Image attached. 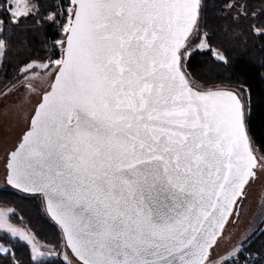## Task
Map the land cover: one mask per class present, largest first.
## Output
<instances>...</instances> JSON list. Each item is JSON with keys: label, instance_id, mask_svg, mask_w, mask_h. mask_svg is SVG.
Masks as SVG:
<instances>
[{"label": "snow or ice", "instance_id": "6c2138e0", "mask_svg": "<svg viewBox=\"0 0 264 264\" xmlns=\"http://www.w3.org/2000/svg\"><path fill=\"white\" fill-rule=\"evenodd\" d=\"M0 109V264H264V0H0Z\"/></svg>", "mask_w": 264, "mask_h": 264}, {"label": "rangeland", "instance_id": "374dc122", "mask_svg": "<svg viewBox=\"0 0 264 264\" xmlns=\"http://www.w3.org/2000/svg\"><path fill=\"white\" fill-rule=\"evenodd\" d=\"M6 119L8 122H12L11 115L5 118L3 115V109H0V126L5 124ZM0 135H2V131H0ZM259 203H264V186H262L260 183H257L249 193V198L245 205L246 212L250 214L251 211H253ZM0 207H3V205H1ZM247 218V216L241 218V227L243 226V222H246Z\"/></svg>", "mask_w": 264, "mask_h": 264}, {"label": "trees", "instance_id": "16d2710c", "mask_svg": "<svg viewBox=\"0 0 264 264\" xmlns=\"http://www.w3.org/2000/svg\"><path fill=\"white\" fill-rule=\"evenodd\" d=\"M259 43H260L259 41L256 42L257 45ZM20 203H21V208L16 209L17 214L20 215L22 211H26V212L30 213V218H32L33 222H35V213H34V210L32 209L31 204H29L27 202H20ZM7 207L12 208L13 205L9 204V205H7Z\"/></svg>", "mask_w": 264, "mask_h": 264}]
</instances>
